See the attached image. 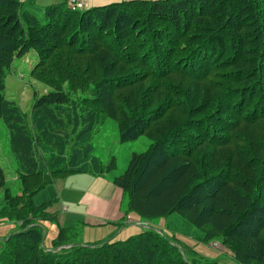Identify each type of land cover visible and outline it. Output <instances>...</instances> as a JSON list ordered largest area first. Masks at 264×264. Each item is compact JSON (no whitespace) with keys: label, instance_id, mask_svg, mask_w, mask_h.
<instances>
[{"label":"trees","instance_id":"16d2710c","mask_svg":"<svg viewBox=\"0 0 264 264\" xmlns=\"http://www.w3.org/2000/svg\"><path fill=\"white\" fill-rule=\"evenodd\" d=\"M263 5L163 0L81 11L62 3L27 12L20 2L0 0V120L13 148L24 114L4 98L3 82L28 49L38 59L32 78L49 89L31 109L46 110L52 122L46 129L42 115L36 117L39 137L46 131L51 143L58 140L62 130L54 111L66 108L68 92L81 90L73 102L83 110V135L111 119L120 142L135 136L150 143L144 153L131 155L120 175L112 173L114 158L103 164L92 149L91 168L54 171L50 181L30 185V194L22 189L24 214L34 210L43 221L54 220L32 196L56 178L91 173L107 176L127 195V213L140 223L176 217L165 220L160 233L139 223L142 231L134 236L116 240L111 234L90 245L70 242L75 233L59 229L49 248L42 229L25 221L0 240V264H216L176 234L200 244L219 241L235 264H264ZM232 29L245 30L236 36ZM90 33L96 41L87 40ZM1 188L0 218L11 222L22 209L8 211L13 201L2 168ZM65 240L72 244L68 249L61 248Z\"/></svg>","mask_w":264,"mask_h":264},{"label":"rangeland","instance_id":"374dc122","mask_svg":"<svg viewBox=\"0 0 264 264\" xmlns=\"http://www.w3.org/2000/svg\"><path fill=\"white\" fill-rule=\"evenodd\" d=\"M260 1L264 3L263 0ZM261 10H263L264 13V5L263 8L261 7ZM160 28L162 29V27ZM244 30L245 29L233 31L232 29V34L233 32H236V36H239ZM193 33L196 34L193 30L189 31V34ZM88 39L96 41V35L93 36V33H90L87 40ZM37 60V53L28 49V51L14 59L12 66L5 72L3 82L4 98L8 100L9 103L12 102L14 106L24 114L22 115L24 117V127H17L18 130L23 129L24 132L21 130V135L17 137L19 143H17L16 148H13L11 133L7 130L6 125L0 120V168L3 170L5 187L9 188L11 197L10 201H13L9 205L10 207L8 211L12 213L14 210L22 209V211H20L22 212V215L25 212H23V209L26 204L27 193L30 194L34 190L30 185L36 183L34 185L36 188L44 182L50 181L54 175V171H58L65 175L70 171H82L85 167L91 168L92 161L90 162V156H88V154L92 149L94 151L93 155L103 164L108 163L111 158H114L115 168L112 173L120 175L126 169L131 155L144 153L150 145L145 137L136 138L135 136H131L130 138H132V140L129 142H120L117 121L111 119H105L103 125H94L89 134L83 135L82 129L84 126L82 124L83 120H81L83 110L79 109L76 102H73V100H78L77 97L82 93L81 90H75L70 93L68 92L69 100L66 102V108L56 109V111H54V122H59L57 125L62 130L59 136H56L58 140H54L51 143V136L49 135L51 132L47 133L46 131L44 137L43 135L39 137L40 134L38 133V128L35 126L36 117L39 114L42 115L41 119L45 120L43 126L46 129H51L50 126L52 125V122L47 120L48 114L46 110H43V113H31L35 99L49 91L47 87L32 78L31 72L37 63ZM243 90H245V88L239 89L238 91ZM71 115H73L74 118H71ZM56 116H60L58 118L60 121L57 120ZM81 130L82 133H80ZM23 136L29 139V143L28 139H25ZM20 151L26 152L28 155L26 156L25 154V157H22L19 153ZM66 178H70L69 175ZM69 180L66 181V184L69 183ZM22 182H25V185H22ZM56 188L54 185L49 184L32 196V202L35 206L48 201H53L54 199L57 200L52 205L54 209H56V207L59 209L57 210V217L55 220L43 221L41 214H36L34 210V213L30 212L28 215L24 214L23 217H21L22 215L19 217L17 213H15V215L12 214L14 220L12 219L11 222L7 221L3 216L0 218V237L2 234L7 233L8 235L9 233L17 232L25 221H31L29 224H36L38 228L42 229L44 232L43 246L49 248L51 238H55L58 230L63 226L64 221H66L65 223H69L73 217L70 212L71 210H69V212L62 211V205H64V202H62V197L61 200H58V185H56ZM22 189L27 191L25 195L22 194ZM2 195L3 189L1 188L0 200L2 199ZM60 203H62V205ZM65 205L67 206V204ZM16 206L18 207L16 208ZM4 214H7V210ZM131 215L136 218L134 214ZM173 218L176 217L171 216V218H166L165 220L169 221L171 219L173 220ZM165 220H152L148 223H140L139 221L133 222L131 220L127 221L123 226L125 228L134 226L133 228H129L132 233H120V235L118 234V239L124 240L126 237L140 233V231H142L141 228H136L139 223L143 227H152L156 232L160 233L165 229ZM129 223H133V225H130ZM182 224L183 223H181L180 220V225L182 226ZM173 225L174 224H171V226ZM72 227H76L71 229L75 234L69 236V241L74 242L75 239L82 237L81 240L88 239L87 243L89 245L98 242L99 239H105V237L109 236V233L111 232L109 227L99 229L94 228L87 230L86 233L85 231L81 232V224L79 223H76V225ZM118 232L119 230L116 233ZM85 236L87 238H85ZM177 238L186 246H191L195 254L202 259L213 260L216 264H235L231 260L230 254L226 252L224 247L217 240H211L208 243L200 244L195 243L193 240H188V238H184L179 234H176V239ZM66 242L68 241H63L64 246L61 247L62 249H68L71 247L70 245L72 244L68 242V244L65 245Z\"/></svg>","mask_w":264,"mask_h":264},{"label":"crops","instance_id":"0c3cea01","mask_svg":"<svg viewBox=\"0 0 264 264\" xmlns=\"http://www.w3.org/2000/svg\"><path fill=\"white\" fill-rule=\"evenodd\" d=\"M24 4L25 11L34 12L41 11L46 7L55 6L58 4H62L63 0H13ZM133 1H163V0H84L85 9H93V8H101L106 7L112 4H118L122 2H133ZM56 178L52 181L51 185H58V200L64 202L62 205V211L69 212L71 210V214L73 215L72 219L69 223H65L61 229L70 230L76 227H72L76 225V223L81 224V232L86 233L87 230L91 229H99L109 227L111 232L114 234L115 239L117 240L120 233H132L128 228H125L123 225L126 224L127 221H139L134 216L127 213V195L122 192L120 189L116 188L110 179L106 176H99L91 173H75L69 174L70 178ZM70 179V180H69ZM67 180L69 183L66 184ZM58 183V184H57ZM57 189V188H56ZM57 200L48 201L46 203H42L40 205H47L46 212L54 217V220L57 217V207L54 209L52 205ZM67 204V206L65 205ZM38 205V206H40ZM70 206V207H69ZM49 208V209H48ZM133 218H131V217ZM57 222V220H56ZM133 225V223H129ZM58 225V224H56ZM137 225V224H134ZM57 227V226H56ZM141 228V226L137 225V229ZM59 228V227H58ZM119 232L116 233L118 230ZM127 229V230H125ZM79 233V232H78ZM10 234V233H9ZM8 234V235H9ZM119 234V235H118ZM138 234V233H137ZM6 234H2L0 240L4 236H8ZM107 236L105 239H99L98 242H103L108 239ZM136 235V234H135ZM127 236V235H125ZM130 237V236H129ZM82 238V237H81ZM77 238L74 242H78L79 244L87 245L88 239ZM85 238H87L85 236ZM127 238V237H126ZM54 238H51L53 240ZM50 240V241H51ZM119 240V239H118ZM93 244V243H91ZM185 245V244H184ZM187 247L192 248L187 245Z\"/></svg>","mask_w":264,"mask_h":264},{"label":"built area","instance_id":"2783aa9c","mask_svg":"<svg viewBox=\"0 0 264 264\" xmlns=\"http://www.w3.org/2000/svg\"><path fill=\"white\" fill-rule=\"evenodd\" d=\"M63 2L71 10L81 11L85 9L84 0H63Z\"/></svg>","mask_w":264,"mask_h":264}]
</instances>
